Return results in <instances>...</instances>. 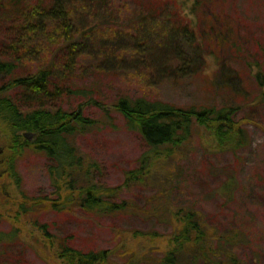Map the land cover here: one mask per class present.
<instances>
[{
    "label": "trees",
    "instance_id": "16d2710c",
    "mask_svg": "<svg viewBox=\"0 0 264 264\" xmlns=\"http://www.w3.org/2000/svg\"><path fill=\"white\" fill-rule=\"evenodd\" d=\"M2 1L3 8L7 6L0 8L2 14L16 15L21 22L19 36L7 50L28 57L29 61L38 60L35 46L51 30L58 42L66 44L64 49L71 62L67 67H74L78 56L88 50L94 58L108 64L117 61L119 65L141 67L151 83L183 84L184 78L189 80L203 72L206 68L204 54L211 51L217 64L211 78L213 92L221 97L238 96L235 98L244 101L222 107H179L145 97H120L115 110L123 116L127 128L142 136L148 148L138 166L127 171L124 188L152 184L160 168L178 157L191 142L196 129L204 130L218 149L236 151L246 145L248 135L244 123L248 119L237 115L241 108L253 102H250V93L245 92L247 80L264 89V64L257 60L247 62L243 53L246 50L230 21L219 24L216 14L205 16L204 21L185 13H197L207 0L144 3L133 19H129L133 27L127 25L120 38L116 36L120 33L118 29L108 24L113 14V0H52L48 3L40 0L35 6H29L25 0ZM96 35L100 38L99 52L95 53L92 37ZM258 46L264 58V46ZM225 51L230 55L221 59L219 54ZM10 57L15 58H0V77L9 78L7 83L0 84V132L7 139L3 165L19 186L21 176L15 162L28 151L42 154L53 162L50 175L56 188V198L49 195L31 198L24 194L22 202L14 206V218L41 210L71 212L76 208L99 217L135 212L127 200L119 199L121 187L106 186L94 180L99 164L83 157L74 144L75 136L93 127L95 121L87 117L81 107L67 111L63 107L52 109L48 104L53 98L73 91L69 71L57 67L55 62L43 61L36 71L24 72L18 64L21 58L14 54ZM235 63L250 67L253 80L242 79L231 66ZM16 91L14 98L11 93ZM26 133L32 136L27 138ZM160 213L147 215L160 218L163 215ZM164 217L172 226L170 239L162 256L149 264H242L235 254L222 250L231 246L235 237L221 235L217 238L199 212L180 207ZM35 225L51 248H57L56 255L63 263L111 264L112 251L74 248L67 238L51 234L47 224L36 222ZM19 232V228H14V235ZM134 235L136 240L149 242L161 237L156 232H135ZM149 254L150 251L141 250L142 258Z\"/></svg>",
    "mask_w": 264,
    "mask_h": 264
},
{
    "label": "rangeland",
    "instance_id": "374dc122",
    "mask_svg": "<svg viewBox=\"0 0 264 264\" xmlns=\"http://www.w3.org/2000/svg\"><path fill=\"white\" fill-rule=\"evenodd\" d=\"M39 1L24 2L35 6ZM151 2L113 0V14L108 24L118 29V38L127 25L133 27L129 19H133L139 8ZM2 4L0 0V8H7ZM185 13L204 21L205 16L216 14L219 24L230 21L246 50L243 53L247 62L257 60L264 64L258 48V44L264 46V0H207L197 13ZM20 25L16 15L6 17L0 10V58L13 59L12 54L20 57L18 64L24 72L36 71L43 61L55 62L57 67L69 71L73 91L53 98L48 104L52 109L63 107L67 111L81 107L84 114L95 121L93 127L75 136L74 144L83 157L99 164L94 180L106 186L121 187L119 199L127 200L135 212L99 217L78 208L71 212L41 210L15 219L14 206L22 202L24 194L31 198L45 195L56 198L50 175L53 162L42 154L26 152L15 162L21 176L18 186L8 167L3 165L7 139L0 132V264H65L57 257V248H51L45 241L36 222L47 224L51 234L67 238L74 248L112 251L111 264H149L162 256L170 239L172 226L164 216L180 207L199 212L217 238L221 235L235 237L234 243L222 250L235 254L242 264H264V89L246 82L245 92L250 93V102H253L241 108L237 115L248 119L244 123L248 137L243 148L218 149L204 130L196 129L191 142L178 157L160 168L152 184L124 188L127 171L138 166L148 148L142 136L127 128L123 116L115 110L120 97H145L179 107H222L244 101L235 98L238 96L221 97L213 92L211 78L217 64L211 51L204 54L206 68L203 72L189 80L184 78L183 84L151 83L141 67L119 65L117 61L108 64L94 58L88 50L78 56L74 67H67L71 62L64 49L66 44L58 42L51 30L35 46L38 60L29 61L28 57L7 50L18 38ZM99 38L100 35L92 37L95 53L99 52ZM219 55L225 59L230 54L225 51ZM231 66L242 79H252L250 67L245 63ZM8 80V76H2L0 84ZM16 93H11L14 98ZM160 211L164 215L160 218L147 215L151 212L160 215ZM14 228L20 229L18 235L13 234ZM135 232H156L161 237L153 242L136 240ZM141 250L150 251V256L142 258Z\"/></svg>",
    "mask_w": 264,
    "mask_h": 264
},
{
    "label": "water",
    "instance_id": "95a60500",
    "mask_svg": "<svg viewBox=\"0 0 264 264\" xmlns=\"http://www.w3.org/2000/svg\"><path fill=\"white\" fill-rule=\"evenodd\" d=\"M31 136H32V134H29V133L25 134V137H27V138H30Z\"/></svg>",
    "mask_w": 264,
    "mask_h": 264
}]
</instances>
